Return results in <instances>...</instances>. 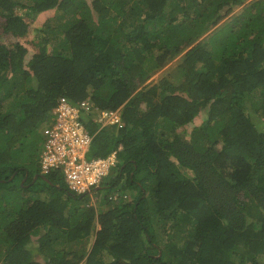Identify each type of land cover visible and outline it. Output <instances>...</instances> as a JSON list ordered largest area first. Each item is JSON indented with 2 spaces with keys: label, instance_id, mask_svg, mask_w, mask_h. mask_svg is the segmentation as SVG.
Here are the masks:
<instances>
[{
  "label": "trees",
  "instance_id": "1",
  "mask_svg": "<svg viewBox=\"0 0 264 264\" xmlns=\"http://www.w3.org/2000/svg\"><path fill=\"white\" fill-rule=\"evenodd\" d=\"M22 1L0 0L4 32L25 33L24 9L69 18L49 53L27 59L0 40V179L17 173L0 180V264H264V0ZM179 55L142 87L150 67ZM89 94L124 121L99 131L89 154L123 147L92 209L94 240L90 195L61 174L22 185L39 168L13 157L15 118L46 123L60 97Z\"/></svg>",
  "mask_w": 264,
  "mask_h": 264
},
{
  "label": "built area",
  "instance_id": "2",
  "mask_svg": "<svg viewBox=\"0 0 264 264\" xmlns=\"http://www.w3.org/2000/svg\"><path fill=\"white\" fill-rule=\"evenodd\" d=\"M123 124L118 110L100 109L91 94L78 101L60 97L43 128L39 171L63 175L77 195L92 194L114 163L113 152L104 157H89L94 137L101 130Z\"/></svg>",
  "mask_w": 264,
  "mask_h": 264
},
{
  "label": "rangeland",
  "instance_id": "3",
  "mask_svg": "<svg viewBox=\"0 0 264 264\" xmlns=\"http://www.w3.org/2000/svg\"><path fill=\"white\" fill-rule=\"evenodd\" d=\"M22 1V0H21ZM24 2V1H22ZM251 3L253 0L250 1ZM22 8L24 5L21 6ZM240 9H244V5L239 7ZM238 10V9H237ZM21 13V12H20ZM234 13V12H233ZM23 17H25L27 23H28V29L25 31L24 34L21 35H15L11 32H4L2 27H0V35H1V42L5 43L7 45H11L12 47H15V45H20L21 47H25L28 51L26 54V58L29 59L32 57V55L36 52H46L49 53L54 45V38L56 36V33H54L52 30L54 29L55 25L60 24L62 21H66L68 15H65L64 17L56 18L55 16V9H49L41 13L33 14L30 9H24V11L21 13ZM4 20L0 19V24L3 23ZM222 23V22H221ZM49 36V40H47V37ZM184 55V54H183ZM182 55H179L175 57L174 59H164L162 58L159 62L161 63V69H154L150 67V75L147 80H145L142 83V87L152 85L156 83L159 79L165 77L166 75L169 74L170 69L180 60ZM12 102V101H11ZM206 119V111H202V113L194 120V122L186 127H182L179 130V135L184 139H189L190 138V132L193 128L194 125H200L204 120ZM45 121L42 120L41 117H39L36 121H33L31 124V121L29 118L25 117H20V118H15L13 126H15L16 129L20 130L19 133V138L22 140L23 147L20 146L18 148V151L14 150L13 151V157L15 160L21 164V166L26 167V168H32L38 165V153L39 149L42 145L43 142V128L45 127ZM31 124V125H30ZM5 125L7 127L12 126V121L8 119H5ZM30 125V128L28 129V126ZM17 145H15L16 147ZM15 149V148H14ZM19 155L18 159L16 155ZM90 154V153H89ZM7 156V154H6ZM187 159L191 160L192 162L195 161L197 167L199 170L200 168L198 167V161L192 160L189 156L186 157ZM17 163V164H18ZM191 163V162H190ZM192 164V163H191ZM193 165V164H192ZM183 171L190 173V170H187L186 168L183 169ZM15 174V173H14ZM12 174L11 178L14 176ZM111 174H113V170L111 171ZM194 174V173H193ZM20 180V177H19ZM106 181V178L105 180ZM40 185H44L45 183L42 181L41 178L37 179L36 181ZM23 183V179H21L20 184ZM38 185V186H40ZM102 188L100 190H97L92 194V196H87L85 201L87 203V206L89 207V212L91 213L92 218H97L95 210L92 212L91 207H100L101 202L103 201V198L106 194L110 192L111 189L107 187L103 183L101 185ZM35 195L37 194L36 192L34 193ZM93 197V198H91ZM62 198H65L64 196ZM61 198V199H62ZM67 199V198H66ZM76 202V201H75ZM101 206H104L101 205ZM77 207H74L76 209ZM52 209V207H51ZM73 209V210H74ZM69 216L72 215L74 216L75 213L71 212L68 210ZM71 216V217H72ZM56 222V223H55ZM54 223L56 225H59L57 222V219L54 220ZM99 224L97 221V224L93 226L92 229V234L91 235H86L89 236V238L94 240L95 232L98 230ZM37 237H34L36 239ZM92 242V240H91ZM264 257V256H262ZM4 264V263H3Z\"/></svg>",
  "mask_w": 264,
  "mask_h": 264
},
{
  "label": "clouds",
  "instance_id": "4",
  "mask_svg": "<svg viewBox=\"0 0 264 264\" xmlns=\"http://www.w3.org/2000/svg\"><path fill=\"white\" fill-rule=\"evenodd\" d=\"M99 108H100V107H99ZM120 109H121V108H120ZM107 110H108V109H107ZM113 111H117V110H113ZM118 111H119V110H118ZM46 123H47V122H46ZM39 150H40V149H39ZM113 151H114V150H113ZM113 151H112V152H113ZM38 160H39V153H38ZM38 168H39V164H38ZM112 168H113V167H112ZM112 168H111V170H110V173H111V171H112ZM27 173H28V170H26V172H25V175H26V176H27ZM110 173H109V174H110ZM37 174H39V177H45V178L49 179V178L47 177L48 175H45V174L41 173L40 171H39ZM14 175L16 176V173H15ZM25 175H24V176H25ZM28 175H29V173H28ZM35 175H36V174H35ZM51 175H54V174H51ZM24 176H23V177H24ZM26 176H25L24 178L22 177V178H23V183H22V185H23L24 183H26V181H27V179L24 181V179L26 178ZM39 177H38V178H39ZM45 178H43V180H45L46 182H48ZM10 180H12V179H10ZM49 180H50V179H49ZM64 180H65V179H64ZM2 181H4V180H2ZM6 181H7V180H5V182H6ZM36 181H37V180H36ZM36 181H35V182H36ZM35 182H33V183H35ZM33 183H32V185H33ZM99 186H100V185H99ZM99 186H98V187H99ZM96 188H97V187H95V188L93 189L92 194L94 193V190H96ZM92 194H90V196H92ZM57 196H58V198H62V196H60V195H58V194H57ZM64 197H65V196H64ZM65 198H66V197H65ZM91 198H93V197H91ZM67 199H68V198H67ZM51 206H52V205H51ZM95 209H96V208H95ZM96 219H97V218H96ZM97 221H98V219H97Z\"/></svg>",
  "mask_w": 264,
  "mask_h": 264
},
{
  "label": "bare ground",
  "instance_id": "5",
  "mask_svg": "<svg viewBox=\"0 0 264 264\" xmlns=\"http://www.w3.org/2000/svg\"><path fill=\"white\" fill-rule=\"evenodd\" d=\"M122 148L123 147L120 146L118 150L113 152V160H114L113 168H112L113 172L116 170L118 164L120 163L119 152L121 151Z\"/></svg>",
  "mask_w": 264,
  "mask_h": 264
},
{
  "label": "flooded vegetation",
  "instance_id": "6",
  "mask_svg": "<svg viewBox=\"0 0 264 264\" xmlns=\"http://www.w3.org/2000/svg\"><path fill=\"white\" fill-rule=\"evenodd\" d=\"M28 173H29V175H28ZM28 173H27V176L25 175L26 178H27V181H26V183H24V184H26V186H28V185H30V184L32 185L33 180H34V176H35V175H34V176H32V178H31V176H30V171H28ZM16 174H17V173H16ZM25 176H24V177H25ZM29 176H30V177H29ZM15 177H16V176L14 175L12 178L10 177L9 179H0V180H1V181H2V180H4V181H5V180H10V179L13 180ZM24 177H23V178H24ZM23 178H22V179H23ZM39 178H42V179H43V177H39ZM24 184H23V185H24ZM33 184H34V183H33ZM95 191H96V190H94V192H95Z\"/></svg>",
  "mask_w": 264,
  "mask_h": 264
},
{
  "label": "water",
  "instance_id": "7",
  "mask_svg": "<svg viewBox=\"0 0 264 264\" xmlns=\"http://www.w3.org/2000/svg\"><path fill=\"white\" fill-rule=\"evenodd\" d=\"M38 177H39V174H36V175L34 176V180H33V182H35V181L38 179ZM43 178H45V177H43ZM26 179H27V178H25L24 181H25ZM45 179H46L48 182H50L49 179H47V178H45ZM98 189H100V186L96 188V190H98Z\"/></svg>",
  "mask_w": 264,
  "mask_h": 264
}]
</instances>
